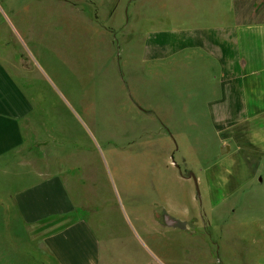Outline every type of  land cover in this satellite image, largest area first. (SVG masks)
Masks as SVG:
<instances>
[{
  "label": "rangeland",
  "instance_id": "374dc122",
  "mask_svg": "<svg viewBox=\"0 0 264 264\" xmlns=\"http://www.w3.org/2000/svg\"><path fill=\"white\" fill-rule=\"evenodd\" d=\"M198 3L207 5L206 0ZM190 4L192 0H0V55L8 54V67L35 109L24 127L30 151L0 159V264H53L44 245L49 233L79 217L95 223L96 211L86 207L41 224L24 222L13 195L35 175L17 177L21 170L12 165L18 157L43 175L65 165L74 199L107 202L106 230L98 229L108 245L102 264L155 263L137 248L140 228L155 227L148 220L149 205L181 213L194 204V183L181 178L187 171L202 179L196 210L200 205L203 212L204 171L219 160L214 161V139L207 124L187 121L181 104L175 111L166 105L176 83L186 92V76L176 80L167 73L171 54L157 58L153 42L156 34L188 29L175 25L186 22L176 17L185 16ZM146 46L152 56L148 61ZM184 56L174 54L173 62L185 66ZM155 107L169 116L170 124L158 120ZM71 154H77L75 160ZM241 166L238 159L228 166L229 174L224 169L219 174L233 181ZM258 168V179L264 180V161ZM210 178L214 181L213 174ZM253 191V198L259 192L258 202L240 198L241 192L225 199L222 226L202 221L201 214L195 219L196 227L210 226L209 240L229 261L239 259L231 246L242 244L253 248L249 263L264 264V182L247 194ZM149 199L153 203L148 205ZM159 223L166 225L162 215ZM147 241L158 248L170 243L158 234ZM256 253L259 258H253ZM162 257L168 264L180 262L175 250L163 251Z\"/></svg>",
  "mask_w": 264,
  "mask_h": 264
},
{
  "label": "crops",
  "instance_id": "0c3cea01",
  "mask_svg": "<svg viewBox=\"0 0 264 264\" xmlns=\"http://www.w3.org/2000/svg\"><path fill=\"white\" fill-rule=\"evenodd\" d=\"M206 2L207 5L201 7L198 0H192L186 9L188 13L176 17L177 22H186L175 26L188 29L177 28L156 34L153 41L157 44L154 48L158 52L157 58L164 59L171 54L174 61V54H185L186 65L180 66L179 60L172 61L167 73L175 75L176 80L178 76L185 75L186 92L179 91L176 83L177 86L172 88L175 95L170 99L167 97L165 103L174 111L181 104L187 121L208 125L214 139L212 147L217 150L214 161L219 159L204 171L203 181H206L207 189L202 213L200 205L196 210L197 195L192 198L194 204L190 208L182 207L181 213L168 208L158 209L153 207L154 204L149 205L152 200H147L152 209L148 220L155 227L140 228L137 248L148 252L153 257L151 260H155L153 264H168L162 257L163 251L168 249L176 251L179 264H253L248 262L252 256H248V252L252 247L242 244L231 246L239 259L229 261L217 242L209 240L207 228L210 226L196 227L195 219L201 214L202 221L208 224L216 221V225L222 226L227 220L223 211L224 201L231 194L241 192L240 198L250 197L251 202L259 199V192L255 198L252 197L254 191L250 195L247 193L253 185L264 182L263 178L258 179V167L264 161V0ZM146 51L145 59L148 61L152 56L147 46ZM7 55H0V159L30 151L24 127L35 112L32 99L8 67ZM152 109L160 122L170 124L169 116L163 110ZM224 146H228L229 151L221 155L219 150ZM74 155L77 154H71L70 160L76 159ZM238 159L242 161L241 172L233 181L224 178L223 173L219 174L223 169L229 174L228 166ZM12 166L20 168L19 179L35 175V181L20 187L13 195L18 213L27 224L36 225L53 218L67 217L83 207L96 211L94 225L79 217L45 237L44 245L52 263L102 264L108 245L106 240L102 242L100 239L99 230H106L104 215L108 213L107 202L92 200V203H85L74 199L68 190L65 165L58 172L46 175L30 169L19 157ZM22 166L29 169L23 170ZM75 166L78 165L72 167ZM212 174L214 181L210 178ZM181 178L190 181L184 175ZM196 179L197 183L202 182L198 176ZM161 215L165 227L160 226ZM178 221L181 226L176 225ZM154 234L161 235L170 243L158 248L155 243L147 241V237ZM253 256L259 258L257 253ZM144 264H149V261ZM255 264L263 263L256 261Z\"/></svg>",
  "mask_w": 264,
  "mask_h": 264
},
{
  "label": "water",
  "instance_id": "95a60500",
  "mask_svg": "<svg viewBox=\"0 0 264 264\" xmlns=\"http://www.w3.org/2000/svg\"><path fill=\"white\" fill-rule=\"evenodd\" d=\"M228 151H229L228 146H224V147L220 148V150H219L221 155L228 153ZM180 174L182 175V173H180ZM186 178L191 179L193 181L194 186H195L196 195H197V197H199L200 193H199L198 183H197V179H196L195 175L192 172L187 171Z\"/></svg>",
  "mask_w": 264,
  "mask_h": 264
},
{
  "label": "flooded vegetation",
  "instance_id": "af4514ba",
  "mask_svg": "<svg viewBox=\"0 0 264 264\" xmlns=\"http://www.w3.org/2000/svg\"><path fill=\"white\" fill-rule=\"evenodd\" d=\"M186 175H187V172H186ZM186 177V176H185ZM165 220V223H169L166 219H164Z\"/></svg>",
  "mask_w": 264,
  "mask_h": 264
}]
</instances>
